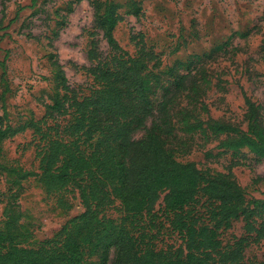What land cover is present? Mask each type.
Here are the masks:
<instances>
[{
  "label": "trees",
  "instance_id": "1",
  "mask_svg": "<svg viewBox=\"0 0 264 264\" xmlns=\"http://www.w3.org/2000/svg\"><path fill=\"white\" fill-rule=\"evenodd\" d=\"M89 3L94 16L87 50L90 64L82 65L91 78L87 92L69 83L58 53L51 52L56 86L44 102L43 115L13 124L6 103L0 106V171L12 173L18 187L35 177L48 194L77 190L84 210L52 237L36 242L31 223L23 220L18 193L13 194L0 219V264H244L248 238L235 236L224 243L221 229L242 217L254 241L264 239V197L248 198L232 170L246 163L247 152L256 162L264 159V125L258 119L264 104L245 93L250 111L246 129L219 119L206 121L216 132L236 134L222 145L238 152L247 149L231 161L227 173L205 171L195 161L177 159L162 136L174 132L170 106L176 92L190 88L196 79L189 71L175 76L173 88L166 87L154 72L162 60L147 44L146 34L132 32L136 51H129L114 33L126 15L118 4L113 0ZM1 4L4 16L5 0ZM71 11L72 6L60 14V26L51 40L60 35ZM126 13L142 16L141 2L131 0ZM100 32L107 51L100 46ZM2 65L5 72V61ZM158 87H164L160 99L155 97ZM27 130L33 135L37 166L3 162L4 140ZM261 179L258 175L252 181ZM200 194L208 202V222L190 208ZM58 204L65 209L73 206L63 194ZM110 209L119 216H110ZM162 216L180 241L157 248L156 239L166 222ZM92 255L96 260L89 261Z\"/></svg>",
  "mask_w": 264,
  "mask_h": 264
},
{
  "label": "rangeland",
  "instance_id": "2",
  "mask_svg": "<svg viewBox=\"0 0 264 264\" xmlns=\"http://www.w3.org/2000/svg\"><path fill=\"white\" fill-rule=\"evenodd\" d=\"M113 1L126 14L116 26L115 36L134 53L136 47L130 35L143 31L147 44L161 57L154 72L166 87L173 88L175 76L189 71L196 79L190 88L175 94L170 106L174 132L162 136L165 145L179 160L195 161L205 171L227 173L231 161L240 158L247 149L238 152L222 145L229 135L236 134L216 132L206 121L219 119L246 129L250 111L245 93L264 104V0H139L144 11L140 17L126 13L131 0ZM5 3L3 16L0 0V106L3 101L6 103L10 121L17 124L27 116L40 117L45 112L44 102L50 100L56 86L51 52L58 53L69 83L83 86L87 92L91 78L82 65L90 64L87 50L94 16L89 0H5ZM70 6L73 11L68 13L60 35L51 40L53 31L60 26L57 19ZM97 36L101 48L107 51L108 43L102 32ZM163 92L164 87H158L155 97L160 99ZM258 119L264 125V109ZM32 137L31 130H27L5 139L1 160L36 167ZM253 157L247 152L246 163L235 165L232 170L248 198L264 197V159L256 162ZM258 175L263 179L253 183ZM13 177L12 173L0 171V219L6 203L18 193L23 220L31 223L32 240L36 242L52 237L68 219L84 210L77 190L48 194L35 177L23 180L20 187ZM61 194L73 203L71 208L59 206ZM190 206L201 221L208 222L205 195L200 194L199 200ZM107 213L119 216L114 209ZM162 220L166 221L164 216ZM235 236L248 238L244 264H264V239L255 242L254 235L245 231L242 217L235 219L230 228L221 229L224 243L233 241ZM179 241V235L166 221L156 239L157 248ZM94 260L96 255L89 257V261Z\"/></svg>",
  "mask_w": 264,
  "mask_h": 264
}]
</instances>
